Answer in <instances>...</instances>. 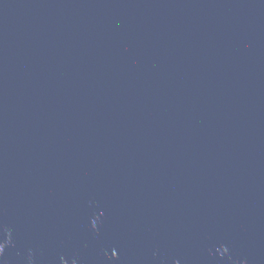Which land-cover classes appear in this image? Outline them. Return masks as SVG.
<instances>
[{
	"label": "water",
	"instance_id": "1",
	"mask_svg": "<svg viewBox=\"0 0 264 264\" xmlns=\"http://www.w3.org/2000/svg\"><path fill=\"white\" fill-rule=\"evenodd\" d=\"M0 264H264V0H0Z\"/></svg>",
	"mask_w": 264,
	"mask_h": 264
}]
</instances>
